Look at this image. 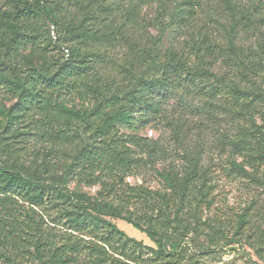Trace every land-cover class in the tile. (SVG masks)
<instances>
[{
    "label": "trees",
    "instance_id": "16d2710c",
    "mask_svg": "<svg viewBox=\"0 0 264 264\" xmlns=\"http://www.w3.org/2000/svg\"><path fill=\"white\" fill-rule=\"evenodd\" d=\"M201 1L204 0H174L176 13L183 12V9L194 13L203 8ZM44 4L45 0H35L29 6L28 2L20 0L23 7L0 11V87L3 86L16 99L8 110L0 107V115L9 131H16L18 125L28 121L37 129H48L44 134L49 137L64 143L79 140L83 146L64 173L52 180L24 174L0 161V264H182L185 260L198 263L194 256L187 257L190 249L188 236L202 233L205 223L201 212L209 192L206 189L207 171L200 170L196 159H192L184 178L164 176L172 190L170 197L126 187L122 182L119 186L121 193L124 195L127 191L125 195L140 200V206L145 210L144 216L136 219L123 215L122 206L92 201L87 195L72 190L70 178L84 169L92 170L88 176H93L95 171L113 174L114 171L130 170L136 163L131 146L140 147L141 142L136 136L120 133L118 126L133 124L141 112L143 120L147 113L161 115V101H153V95L166 100L167 94H171L176 86L180 87L179 80L188 81L197 91H203L207 86L209 91L206 94L212 99L224 91L239 115L251 114V108L260 105L264 100L263 88L243 89L226 76L216 78L214 84L209 83L210 72L189 68L184 56L174 51L168 54L164 63H160V39L155 47L140 55L137 65L143 68L137 76L133 72L135 62L126 61L119 82L110 76L111 71L101 66L105 57L89 49L94 44L116 42L114 21L105 26L111 28L109 32L99 34L90 27L89 22L94 18L87 16L78 25L72 22L66 25L52 8L48 9ZM227 6L232 9L229 4ZM232 12L230 18L234 22L228 32L229 43L231 50L239 51L231 36H236L240 25L245 22L251 25L255 22L252 18L259 17L256 8L253 12L249 8H236ZM42 13L48 14L49 23L64 25V37L77 43L78 47L58 45L60 50L68 51L69 59L56 70L47 60L35 66L28 59L29 68L25 72L12 69L9 64L11 53L15 54L14 57L19 56L22 47L34 45L38 38L37 24L31 15L36 19ZM222 27L226 30L223 24ZM213 48L209 44L206 52L212 54ZM235 62V66L245 71L241 74L244 79H247V73L258 75L263 69V64L245 63L239 57ZM73 96L94 104L84 110L69 107L67 102ZM248 120L249 126L241 128L229 145L247 166L264 165V124L258 125L251 115ZM18 135L25 134L17 131L13 136ZM7 145L2 146L4 154L8 153ZM150 151H157L156 146ZM232 168L249 174L236 161L232 162ZM251 180L261 179L251 176ZM103 183L109 191L116 190L118 184ZM261 217L264 220V216ZM247 218L248 210L239 217L240 231L250 224ZM112 219L125 221L145 233L156 247H148L128 237ZM210 227L214 230L212 239L222 234L220 229ZM251 237L254 239L251 248L257 259L264 263V229H255ZM215 249L217 247H202L198 255L210 254Z\"/></svg>",
    "mask_w": 264,
    "mask_h": 264
},
{
    "label": "rangeland",
    "instance_id": "374dc122",
    "mask_svg": "<svg viewBox=\"0 0 264 264\" xmlns=\"http://www.w3.org/2000/svg\"><path fill=\"white\" fill-rule=\"evenodd\" d=\"M21 1L28 2L30 6L35 0ZM204 1H201L203 8L196 9L194 13H189L187 9L176 13L174 0H162L160 3L159 0H45L44 7L52 8L66 25L70 22L78 25L87 16L94 18L89 22L90 27L98 30L99 34L109 32L111 28L105 26L114 21L116 42L94 44L89 49L105 57L101 66L111 71L110 76L119 82L123 78L121 69L126 61L135 62L133 72L137 76L143 68L137 65L140 55L155 47L160 39V63H164L168 54L174 51L184 56L189 68H202L210 72L209 83L214 84L216 78L226 76L227 80H234L243 89L262 87L264 91V18H260L264 17V0ZM23 5H20V0H0V11H14ZM235 7L237 10L249 8L252 12L256 8L259 17L252 18L255 22H251V25L247 22L240 25L236 36H231L239 51L231 50L228 35L234 22L230 16ZM175 13L176 17L172 18ZM30 18L37 24L38 38L34 45L22 47L19 56L14 57L15 54L11 53V68L25 72L29 68L27 59L35 66L47 60L53 69L60 68L69 57L66 50H60L58 45L77 48V43L64 37V25L49 23L48 14L42 13L36 19L35 15H31ZM209 44L214 47L212 54L206 52ZM199 50L202 51L198 54ZM238 57L245 63L251 61L263 64V69L258 75L247 73V79H244L241 74L245 71L234 65ZM92 64L95 65L94 62ZM179 81L180 87L176 86L171 94H167L166 100L157 94L153 95V101H161V115L147 113L143 120L141 112L133 124L118 126L120 133L136 136L141 142L140 147L131 146L136 163L130 170L114 171L113 174L95 171L93 176H88L92 173L91 169L77 171L70 178V188L87 195L92 201H107L122 206L123 215L136 219L144 216L145 210L140 206V200L125 195L127 191L125 196L122 194L119 189L121 183L126 187L170 197L172 190L164 176L184 178L191 168L192 159H196L200 170L207 171L206 189L209 194L201 212L205 225L202 233L188 236L190 249L187 257L194 256V260H199L195 264H264L251 248L254 241L251 236L255 229H264L261 217L264 216V165L247 166L229 145L241 128L249 126L250 115L258 125L264 124V100L257 108H251V114L239 115L238 109L232 106L224 91L212 99L206 94L209 91L207 86L203 91H197L188 81ZM69 100L67 106L80 110L94 104L78 96ZM15 103L16 99L1 86L0 107L8 110ZM5 122L0 115V161L41 180L61 176L83 146L79 140L76 143L60 142L44 134L48 129H37L28 121L18 125L16 131L6 129ZM17 131L25 135L15 138L13 135ZM4 144H8L7 154L3 153ZM155 146L157 151L151 152L150 149ZM233 161L241 164L250 175L234 170ZM251 176L261 180H251ZM104 181L118 183L116 190L109 191ZM247 210L250 224L240 231L239 217ZM171 217L174 218V215ZM184 218L187 219L186 216ZM111 221L128 237L148 247H156L145 233L127 222L120 219ZM210 226L220 229L222 234L212 239L214 230ZM209 246L217 249L210 254L198 255L200 248ZM182 264L191 263L185 260Z\"/></svg>",
    "mask_w": 264,
    "mask_h": 264
},
{
    "label": "built area",
    "instance_id": "2783aa9c",
    "mask_svg": "<svg viewBox=\"0 0 264 264\" xmlns=\"http://www.w3.org/2000/svg\"><path fill=\"white\" fill-rule=\"evenodd\" d=\"M53 37L55 38V35H54V27H53ZM66 53L68 54V51L66 50Z\"/></svg>",
    "mask_w": 264,
    "mask_h": 264
}]
</instances>
